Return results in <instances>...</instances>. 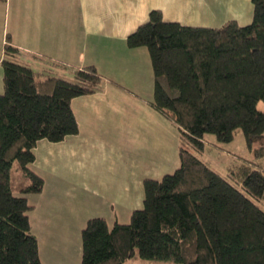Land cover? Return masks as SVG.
Segmentation results:
<instances>
[{"label":"trees","instance_id":"obj_1","mask_svg":"<svg viewBox=\"0 0 264 264\" xmlns=\"http://www.w3.org/2000/svg\"><path fill=\"white\" fill-rule=\"evenodd\" d=\"M250 3L249 23L229 19L216 27L166 21L153 9L125 37L127 48L147 52L148 104L177 128L179 164L158 179H142V206L128 222L85 221L80 264H122L133 256L173 264H264V166L238 158L221 175L201 160L206 134L220 142L239 131L247 143L264 138V112L256 107L264 102V0ZM24 56L8 39L3 44L0 264H42L28 217L27 195L40 193L44 183L30 167L33 149L39 140L76 135L71 100L100 92L105 80L93 65L54 62L34 70ZM254 155L264 159V143Z\"/></svg>","mask_w":264,"mask_h":264},{"label":"crops","instance_id":"obj_2","mask_svg":"<svg viewBox=\"0 0 264 264\" xmlns=\"http://www.w3.org/2000/svg\"><path fill=\"white\" fill-rule=\"evenodd\" d=\"M213 5L209 0H4L0 1V57L3 44L8 39L25 53V63L34 70L45 69L54 62L63 67L93 65L104 76L107 70H103V67H128L131 62L128 57L134 54V50H141V47L127 48L124 40L146 20L150 10H159L166 21L189 25L193 23V19L188 14L198 13ZM65 70L62 68L63 72ZM1 77L0 70V93ZM106 81L105 79L103 86ZM111 95L116 94L97 92L72 99L70 106L78 133L67 136L58 143L46 140L36 142L33 149L34 161L30 167L43 178L44 183L41 192L27 195V200L32 205L28 214L30 230L37 242L38 235L45 236L47 241L54 240L49 238L54 232L48 236L44 226L64 225L63 219L56 220V216L67 215L65 209L53 208L49 201L44 200L47 194L44 173L52 172L54 175V188L51 190L53 195L77 203L75 208H71V213H75L68 224L81 218L78 213L84 212L87 205L84 195L91 204L95 198H99L102 206L107 203L111 208V204H124L131 211L141 202L143 193L139 187L135 192L136 200L132 193L130 196H122L129 193L128 183L123 180L121 185L115 181V172L111 166H107L102 175L93 170L91 151L101 145L90 139L89 133L83 132V128L86 129L89 122L96 125L97 120L101 121L119 110L117 106L115 108L111 105ZM120 112L124 113L122 109ZM101 156L104 161L108 159L105 155ZM110 161L108 159L106 162ZM64 173L70 176L63 182L61 180ZM63 191H73V194L67 197ZM106 193H116L119 196L109 199L99 196ZM76 194L83 196L80 198ZM112 217L119 221L116 214ZM32 224L38 225L36 233L32 230ZM58 232H55L58 233L55 236L61 238L63 232ZM74 251H77L75 255L80 256V239ZM38 256L42 264H46L45 260L48 263L55 262L54 257L51 255L50 258L45 251L43 254L38 252Z\"/></svg>","mask_w":264,"mask_h":264},{"label":"rangeland","instance_id":"obj_3","mask_svg":"<svg viewBox=\"0 0 264 264\" xmlns=\"http://www.w3.org/2000/svg\"><path fill=\"white\" fill-rule=\"evenodd\" d=\"M209 1H212L214 5L198 13L188 14V17L193 19V23L189 25L216 27L229 19L236 20L240 25L250 22L252 11L250 0ZM128 58L131 60L128 67L125 65L111 67V69L106 68V66L103 67V70H107L104 72L103 77L107 81L102 86L101 91L98 92L115 93L116 95H111L110 102L113 107L117 106L119 110L116 113H110L107 118H103L101 121L97 120L96 125L90 122L87 123L86 129L83 128V132L89 133L90 139L101 145L91 151L94 160L93 170L98 175H102L106 172L107 166H111L113 172H115L114 180L121 185L123 180L128 183L129 193L122 194V196H130V193H132L136 200L137 187L141 188L142 193L141 180L143 178L158 179L165 173H171L178 166L179 132L169 120L156 113L148 104L152 96V72L145 48L141 47V50H134V54ZM48 68L53 70L52 67ZM68 75L65 74V76ZM256 107L264 112V102L258 101ZM120 109L124 113H121ZM111 112H115V110H111ZM263 143L264 138H253L250 143H247L240 131L235 133L229 142H220L216 140L214 135L206 134L201 160L210 169L221 175L238 158L261 163L264 166V159H256L254 155V150ZM101 155L107 156L111 161L106 162L108 159L104 161ZM51 173H44L43 175L47 192L44 200L49 201L48 203L53 208L65 209L67 215L63 217L56 216V220L63 219L64 225L44 226L48 236L54 232L53 236H49L54 240L47 241L45 236L38 235V252L43 254V251H45V254L49 255L50 258L51 255L54 257V263H48L45 260L46 264H80V256L75 255L77 251L75 252L74 248L79 245V232L85 221L90 217L102 216L110 227L113 220L116 219V217H112L114 214L117 215L119 220L117 222H128L131 209L127 210L124 204L118 205V203L117 206L111 204V208L108 207L107 203L102 206L99 198H95L94 203L91 204L88 197L84 195L87 205L84 212L78 213L81 218L68 224L72 221L75 213H71V208H75L77 203L76 201L68 202L61 199L59 195L52 194L54 175ZM69 176L64 173L61 181H66ZM63 192L66 193L67 197L73 194V191ZM76 195L80 198L83 196L81 194ZM99 196H106L109 199L119 195L106 193ZM137 205L134 209L141 208L142 200ZM37 228L38 225L32 224V230L35 233ZM58 230L63 232L61 238L58 235L55 236L59 233ZM122 264L173 263L141 260L137 256H133L126 259Z\"/></svg>","mask_w":264,"mask_h":264}]
</instances>
